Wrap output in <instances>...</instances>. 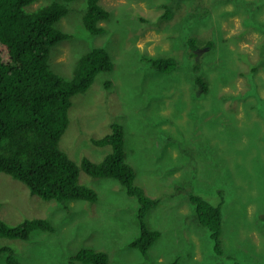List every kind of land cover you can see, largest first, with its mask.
<instances>
[{
    "label": "rangeland",
    "instance_id": "374dc122",
    "mask_svg": "<svg viewBox=\"0 0 264 264\" xmlns=\"http://www.w3.org/2000/svg\"><path fill=\"white\" fill-rule=\"evenodd\" d=\"M52 1L38 0L30 9ZM100 3L111 12L101 21L106 32L86 29L87 0L70 1L57 25L72 37L50 54L52 69L66 78L93 47H106L114 61L113 70L100 72L74 96L59 141L79 165L80 183L98 197L47 200L0 172V219L16 226L47 218L55 227L37 229L28 239L2 236L0 247H11L24 264H88L72 258L83 247L105 251L109 264L176 258L178 264H264V0ZM168 11L171 17L162 18ZM190 38L198 46L196 61ZM143 55L173 56L179 65L164 73ZM198 74L208 91L195 83ZM113 122L125 128V155L136 183L161 200L146 217L148 227L162 233L147 253L129 245L141 232L137 197L116 178L92 176L81 167L83 158L100 162L112 151L93 138L110 133ZM191 194L224 201L220 251L197 220ZM0 264H7L5 253Z\"/></svg>",
    "mask_w": 264,
    "mask_h": 264
},
{
    "label": "trees",
    "instance_id": "16d2710c",
    "mask_svg": "<svg viewBox=\"0 0 264 264\" xmlns=\"http://www.w3.org/2000/svg\"><path fill=\"white\" fill-rule=\"evenodd\" d=\"M37 1L0 0V172L24 182L32 194L47 200L95 201L97 191L80 183V167L60 148L59 141L70 123L74 96L85 93L100 72L113 70L115 64L106 47L96 46L78 59L71 78L54 71L50 64L52 48L72 37L57 24L68 14V2L73 0H54L30 9ZM110 15L100 0H87L83 22L91 34H102L106 28L101 21ZM170 17L171 11L162 16ZM188 43L196 61L198 46L192 38ZM142 58L164 73L175 71L179 65L173 56ZM194 69L198 72L201 65L195 63ZM195 83L201 92L208 91L202 75H196ZM111 129L103 137L93 138V142L111 145L112 151L100 162L83 158L81 167L92 176L116 178L128 194L137 197L141 232L129 245L147 253L162 233L149 228L146 217L161 200L149 197L136 183V171L126 160L124 126L113 122ZM190 199L196 205L197 220L211 230L220 251L224 201L214 204L200 194H191ZM37 229L54 231L55 227L47 218L26 219L16 226L0 219V237L28 239ZM4 253L7 264H24L11 247H0V257ZM72 258L88 264H109L105 251L87 247ZM167 264H178V258Z\"/></svg>",
    "mask_w": 264,
    "mask_h": 264
}]
</instances>
